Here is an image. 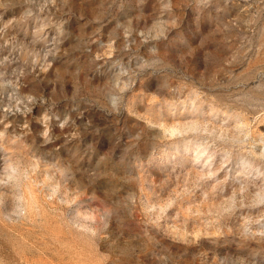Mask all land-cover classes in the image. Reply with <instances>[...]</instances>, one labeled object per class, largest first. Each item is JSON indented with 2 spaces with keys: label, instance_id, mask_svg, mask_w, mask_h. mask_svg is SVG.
<instances>
[{
  "label": "rangeland",
  "instance_id": "obj_1",
  "mask_svg": "<svg viewBox=\"0 0 264 264\" xmlns=\"http://www.w3.org/2000/svg\"><path fill=\"white\" fill-rule=\"evenodd\" d=\"M0 264H264V0H0Z\"/></svg>",
  "mask_w": 264,
  "mask_h": 264
}]
</instances>
